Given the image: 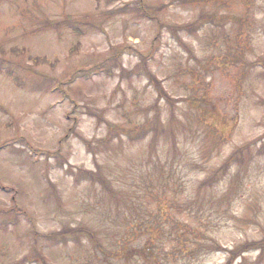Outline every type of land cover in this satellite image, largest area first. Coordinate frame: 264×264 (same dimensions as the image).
Here are the masks:
<instances>
[{
	"label": "rangeland",
	"instance_id": "1",
	"mask_svg": "<svg viewBox=\"0 0 264 264\" xmlns=\"http://www.w3.org/2000/svg\"><path fill=\"white\" fill-rule=\"evenodd\" d=\"M141 1L0 0V264H41L21 261L33 245L49 264H101L85 239L35 240L80 225L111 246L178 244L168 264H225L228 249L264 239V0ZM202 15L195 34L160 31ZM62 19L80 30H47ZM59 147L71 165L51 154L65 158ZM78 165L114 195L86 172L77 185ZM212 239L222 247L209 250ZM234 264H264V250Z\"/></svg>",
	"mask_w": 264,
	"mask_h": 264
},
{
	"label": "trees",
	"instance_id": "2",
	"mask_svg": "<svg viewBox=\"0 0 264 264\" xmlns=\"http://www.w3.org/2000/svg\"><path fill=\"white\" fill-rule=\"evenodd\" d=\"M142 3V1H141ZM145 7V11H142V7L139 9L141 12V16H146L148 10L146 11V8L149 7L146 6V4H143ZM151 15V14H150ZM152 19H157L158 17L155 15L151 16ZM205 16L202 15L199 19L196 21L189 23V24H183V25H174L169 26L166 25L164 22L159 21L160 24V31L164 27H169L176 35L178 31L186 30L190 31L191 34H195L199 28H201L205 20ZM212 19V18H211ZM49 24V25H48ZM65 25V28L67 26L71 27L73 30H80V27L78 24L73 23H67V19H62L58 22L56 21H50L47 23L46 26L52 27V28H59L60 26ZM160 34V32H159ZM117 56L118 60V53L115 54ZM141 69L145 71L149 77V81L151 84H153L158 91L160 98H165L169 102H173V98L166 92L165 87L163 85V81L158 78V76L153 72V70L148 66L147 64V58H143L141 61ZM158 104V100H157ZM95 115V114H94ZM99 118L101 122L104 121V118L100 115H95ZM143 131L146 132L145 129ZM129 132H122L119 133L121 136L123 134H128ZM79 138H81L87 148L93 152V146L92 142L88 139H86L84 136L77 134ZM243 147L238 149L239 153L242 151ZM237 152V151H236ZM238 153V152H237ZM234 160V155L229 159V161ZM87 174L90 175V179L92 181L99 182L101 185L107 189L112 195L115 193V190L107 184L108 179L103 175L101 171H85ZM226 173L225 167H219L216 172H214L211 176L206 178L204 181L201 182L202 186H209L213 185L216 181L219 179V175ZM189 227V226H187ZM185 227V228H187ZM200 228H197L199 230ZM46 236H50L51 238L55 239L56 242H65L67 243L69 240H75L77 242H81L84 239L92 243L94 249L97 251V253L100 255V263L101 264H168L170 262V259L172 257V253L174 252L175 248L178 244H176L170 251L169 254L164 252V248L160 247V245H156L155 248H153V239L149 240L147 239L145 242L137 245V244H128V241L125 239H122L120 241H116V244H113L111 246L108 242V240L96 229H92L90 226L87 225H80L76 227H67L65 229H62L57 232H53L51 234H48ZM206 247L208 246L209 250H217L218 248H221V244L216 243L215 240H210V242H206ZM134 245V246H133ZM207 249V248H206ZM254 249H261V251L264 250V239L256 240V241H246L244 243H239L232 249H228L229 252V258L225 264H234L235 261L242 256L245 252H248L250 250ZM41 261L43 264H48L46 260L42 257ZM99 258V257H98Z\"/></svg>",
	"mask_w": 264,
	"mask_h": 264
}]
</instances>
